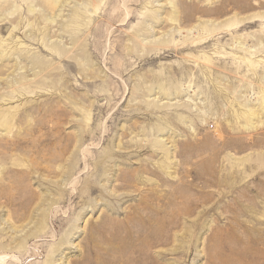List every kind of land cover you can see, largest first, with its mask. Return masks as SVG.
I'll return each instance as SVG.
<instances>
[{
    "label": "rangeland",
    "instance_id": "1",
    "mask_svg": "<svg viewBox=\"0 0 264 264\" xmlns=\"http://www.w3.org/2000/svg\"><path fill=\"white\" fill-rule=\"evenodd\" d=\"M0 264H264V0H0Z\"/></svg>",
    "mask_w": 264,
    "mask_h": 264
}]
</instances>
